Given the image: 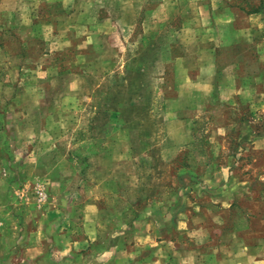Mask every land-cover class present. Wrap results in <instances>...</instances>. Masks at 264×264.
Listing matches in <instances>:
<instances>
[{
	"label": "rangeland",
	"instance_id": "obj_1",
	"mask_svg": "<svg viewBox=\"0 0 264 264\" xmlns=\"http://www.w3.org/2000/svg\"><path fill=\"white\" fill-rule=\"evenodd\" d=\"M9 7L0 12V79L10 86L0 91V147L9 175L25 181L19 196L44 208L48 195L112 178L120 199L102 201L105 218L113 205L140 220L145 208L177 219L198 207L206 214L189 217L218 254L232 245L241 259V246L257 241L249 259L264 264V0ZM17 128L30 132L20 144ZM170 228L175 243L183 235Z\"/></svg>",
	"mask_w": 264,
	"mask_h": 264
},
{
	"label": "crops",
	"instance_id": "obj_2",
	"mask_svg": "<svg viewBox=\"0 0 264 264\" xmlns=\"http://www.w3.org/2000/svg\"><path fill=\"white\" fill-rule=\"evenodd\" d=\"M9 3L10 0H0V12L12 10ZM9 88L8 82L0 79V91ZM12 134L19 144L30 137L24 128ZM0 140L3 142L1 131ZM7 151L0 147V264H251L250 250L262 251V243L255 241L251 246H241V259L235 257L232 245H221L218 254L217 246L212 248L208 243L211 237L207 230L189 217L194 212L206 214L198 207L183 210L177 219L160 207L145 208L140 220L131 217L136 215L133 207L122 211L113 205L110 217L105 218L102 201L109 199L114 204L120 199L108 190L109 184L115 188L112 178L96 180L88 188L89 193L48 195V205L36 207L35 198L19 196V187L25 181L9 175ZM22 159L15 165L17 174L24 170ZM36 164L31 168L36 169ZM203 202L216 203L212 197ZM213 223L218 227L217 221ZM170 225L183 235L175 243L166 238Z\"/></svg>",
	"mask_w": 264,
	"mask_h": 264
}]
</instances>
